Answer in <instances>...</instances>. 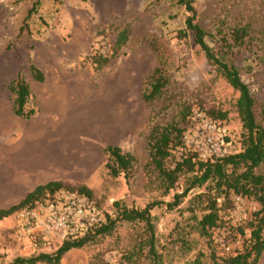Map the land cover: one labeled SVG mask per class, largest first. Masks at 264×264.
I'll use <instances>...</instances> for the list:
<instances>
[{"label": "rangeland", "instance_id": "rangeland-1", "mask_svg": "<svg viewBox=\"0 0 264 264\" xmlns=\"http://www.w3.org/2000/svg\"><path fill=\"white\" fill-rule=\"evenodd\" d=\"M36 1L0 0V104L5 107L0 110V208L19 203L37 185L46 183L32 180L16 198L8 197L12 177L7 169L12 159L7 148L21 138L45 149L60 146L61 167L57 165L60 172L55 180L69 190L87 186L92 199L108 214H114L117 200L138 207L156 200L173 202L174 195L190 185L189 175L184 174L170 192L159 186L148 139L156 124L178 123L184 145L175 155L189 151L199 159L201 155L189 142L199 130L194 118L203 113L212 119L208 110L216 108L228 114L218 121L231 140L230 150L243 149L245 130L236 108L239 93L214 70L192 32L187 41L177 36L190 14L178 0H40L27 18ZM194 3L198 22L211 32L208 41L217 50L222 44V34L216 30L219 24L227 33L247 22L253 27V40L226 47L231 50L227 57L248 83L256 99L257 118L264 125V0ZM126 27L131 30L129 41L98 68L92 56L111 54L117 34ZM33 66L44 73L43 81L35 79ZM157 67L164 70L168 84L161 97L147 102L143 94ZM20 73L31 89L26 106L34 114L29 118L16 115L13 109L15 95L9 86ZM108 145H118L135 156L130 178L110 173ZM13 149L16 152L18 147ZM213 184L191 188L173 209L164 204L152 210L154 256L147 246L141 249L148 236L145 224L121 221L112 233L68 251L61 264H216L215 258L225 254L222 238L235 234L232 228L246 221L236 219L243 212L250 215L256 201L245 198L238 208L235 201L218 198L223 224L204 235L200 220L216 196ZM63 241L24 230L15 212L0 220V264L54 253ZM241 243L239 237L232 242L234 246ZM258 264H264V254Z\"/></svg>", "mask_w": 264, "mask_h": 264}, {"label": "trees", "instance_id": "trees-1", "mask_svg": "<svg viewBox=\"0 0 264 264\" xmlns=\"http://www.w3.org/2000/svg\"><path fill=\"white\" fill-rule=\"evenodd\" d=\"M31 8L27 18L37 9V3ZM184 5L190 13L186 18V26L178 30L177 36L180 39L188 40L190 33L194 34L195 42L204 52L206 59L218 73L233 88L238 91L239 96L236 101V108L239 113L244 128V147L239 152H232L218 160H200L195 154L184 151L177 158L175 155L179 147H183L182 129L178 123L170 122L166 125L156 124L149 134V146L151 155V164L156 173L159 186L164 191L170 192L174 189L184 174L189 175L190 185L182 193L174 195L173 202L156 200L149 202L144 207L128 206L121 200L115 202L114 214L106 212V221L96 229L95 232L73 239L64 240L54 253H40L29 258L18 257L9 264H37L39 262L48 264H61L64 255L73 248H81L88 242L94 240L99 235L110 234L115 229L118 222H143L148 234L144 240L145 246L149 249V255L156 254L155 244V224L153 222L152 210L161 205H167L169 209L177 206L182 198L187 195L191 188L202 186L208 182L214 183L212 189L216 196L211 198L206 209L209 211L204 214L200 220V226L204 235H211V231L220 223V208L218 207V198L223 197L225 201H234L235 196H242L247 199L255 200L259 203V209L252 212L250 217L237 227L232 228L235 231L230 238L224 236L226 243H231L239 237L242 240L240 246H235L234 251L225 253L220 259H216V264H258L261 256L264 254V125L259 122L256 113V99L251 89L244 81L241 71L237 66L228 60L227 54L231 51L226 47L241 46L248 41L253 40V27L249 22L244 25H238L231 28L227 33L223 25L217 27L218 33H221L219 40H222L220 50H217L208 41L211 32L205 30L198 22V13L194 0H178ZM131 30L126 27L119 31L113 43L112 53H96L92 56L93 62L98 68L105 66L113 57H115L124 45L129 41ZM264 38V36L262 37ZM228 45V46H227ZM34 77L38 81L45 79L44 73L33 66ZM168 84V78L161 67H157L149 76L148 87L143 96L147 102H153L164 93ZM10 91L15 95L14 112L18 116L29 118L34 114V110H27V103L31 96L30 85L19 76L10 83ZM188 109V108H187ZM183 110L184 119L187 117L188 110ZM187 110V111H186ZM212 120L219 122L218 119L227 118L226 111L212 108L208 110ZM211 119V118H210ZM225 140L231 142L228 134L224 136ZM107 167L113 176L124 173L126 178L131 177L135 163V156L130 152H124L118 145H108ZM175 152V153H174ZM175 157L171 163L170 159ZM66 186L62 181L51 180L44 184L37 185L34 190L29 192L19 203L8 208H0V220L10 216L23 206L33 204L36 200L46 198L53 192ZM82 194L93 197V193L87 186H78L71 188ZM224 251V244L222 245ZM189 264H196L189 263Z\"/></svg>", "mask_w": 264, "mask_h": 264}, {"label": "built area", "instance_id": "built-area-1", "mask_svg": "<svg viewBox=\"0 0 264 264\" xmlns=\"http://www.w3.org/2000/svg\"><path fill=\"white\" fill-rule=\"evenodd\" d=\"M195 121L199 130L189 142L195 145L200 160H218L230 151L231 142L225 140L227 132L203 113H196ZM238 208L245 202V197L235 196ZM259 203L253 202V211L258 210ZM247 212L236 219L241 223L250 217ZM20 226L28 232H41L56 236L61 240H73L93 233L106 221V210L89 196L75 190L61 188L46 198L36 200L33 204L23 206L16 211ZM224 242V239L222 238ZM240 246V245H238ZM234 244L224 243V253L234 251Z\"/></svg>", "mask_w": 264, "mask_h": 264}, {"label": "crops", "instance_id": "crops-1", "mask_svg": "<svg viewBox=\"0 0 264 264\" xmlns=\"http://www.w3.org/2000/svg\"><path fill=\"white\" fill-rule=\"evenodd\" d=\"M3 107L0 104V110ZM14 109V101H13ZM18 147L17 151L13 148ZM11 148H7L9 158L12 159L11 166L8 167V174L11 175V194L8 197L16 198V193L23 190L26 184H29L32 180L38 182H48L55 180L58 177L61 162L57 160V156L61 154L60 146H50L49 149H45L42 145H37L22 138L16 141H12L9 145ZM42 148V151L40 149ZM49 153H48V151ZM38 151V153H36ZM19 153V154H18ZM57 165L59 169L57 168ZM46 176H49L45 179ZM33 177V178H32ZM7 197V195H6ZM4 197L3 200L6 198ZM8 197L6 200H8ZM26 197V196H24ZM21 197V198H24ZM5 201V200H4ZM5 203V202H3ZM14 201L11 203V205Z\"/></svg>", "mask_w": 264, "mask_h": 264}]
</instances>
